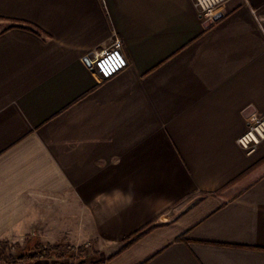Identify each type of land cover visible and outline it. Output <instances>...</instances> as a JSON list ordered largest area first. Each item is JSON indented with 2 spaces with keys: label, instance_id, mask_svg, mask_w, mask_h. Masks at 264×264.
I'll use <instances>...</instances> for the list:
<instances>
[{
  "label": "crops",
  "instance_id": "obj_1",
  "mask_svg": "<svg viewBox=\"0 0 264 264\" xmlns=\"http://www.w3.org/2000/svg\"><path fill=\"white\" fill-rule=\"evenodd\" d=\"M114 34L128 66L101 79ZM253 114L264 0L212 20L195 0H0V241L44 226L96 264H264Z\"/></svg>",
  "mask_w": 264,
  "mask_h": 264
},
{
  "label": "built area",
  "instance_id": "obj_2",
  "mask_svg": "<svg viewBox=\"0 0 264 264\" xmlns=\"http://www.w3.org/2000/svg\"><path fill=\"white\" fill-rule=\"evenodd\" d=\"M229 0H195L202 16L208 20L215 18L217 12L226 10ZM108 49L95 62V69L101 79L112 77L128 66L123 40L114 34L109 40ZM249 126L239 139V144L249 153L256 152L264 146V115L253 114Z\"/></svg>",
  "mask_w": 264,
  "mask_h": 264
},
{
  "label": "rangeland",
  "instance_id": "obj_3",
  "mask_svg": "<svg viewBox=\"0 0 264 264\" xmlns=\"http://www.w3.org/2000/svg\"><path fill=\"white\" fill-rule=\"evenodd\" d=\"M40 229V231H39ZM38 232L33 233L32 228L28 233L24 235L21 241H8L11 245V254L14 259H16L17 264H96L100 261V256L98 251L95 249L93 243H84L80 246H75L71 242L64 240L63 242L51 243L46 240L50 236H55L56 234L50 233L49 229L44 226L39 227ZM70 245L76 249L83 248L82 253H76L74 256H66L64 258H53V259H26L21 261L20 258L23 255H30L38 249V247H45L47 245ZM0 264H7L4 261H0Z\"/></svg>",
  "mask_w": 264,
  "mask_h": 264
},
{
  "label": "trees",
  "instance_id": "obj_4",
  "mask_svg": "<svg viewBox=\"0 0 264 264\" xmlns=\"http://www.w3.org/2000/svg\"><path fill=\"white\" fill-rule=\"evenodd\" d=\"M157 226H151V227H144L140 229L139 231H136L131 235L129 238L134 236V239L127 242L118 253L125 250L127 247H129L134 242L138 241L140 238H142L143 235L151 231L152 229H155ZM11 245L8 241H0V261H4L7 264H17L16 259L13 258L11 252ZM83 248H74L70 245H47L45 247H38L36 251H34L30 255H23V257L20 258L21 261L26 259H35V258H43V259H53V258H64L66 256H74V254L82 253ZM117 253V254H118Z\"/></svg>",
  "mask_w": 264,
  "mask_h": 264
}]
</instances>
